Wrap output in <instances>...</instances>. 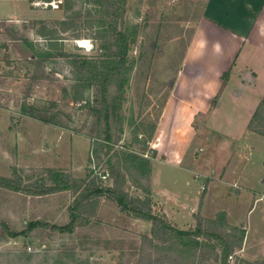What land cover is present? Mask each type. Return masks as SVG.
I'll list each match as a JSON object with an SVG mask.
<instances>
[{"label":"rangeland","instance_id":"1","mask_svg":"<svg viewBox=\"0 0 264 264\" xmlns=\"http://www.w3.org/2000/svg\"><path fill=\"white\" fill-rule=\"evenodd\" d=\"M206 1L124 0L116 26L133 42L127 54L123 79H115L108 86V111L104 109L100 88L87 81L79 82L68 58L89 59L112 53V50L101 52L100 42L95 39L97 32L108 22L104 8L96 5L95 0H60V4L45 0V4L40 5L44 10L38 20H0V111L7 116L8 128L12 132L5 133L3 142L26 144L27 147L36 144L37 147V155H32L34 164V160L27 161L31 158L27 155L24 160L27 162L21 168L15 165L6 172L19 171L17 174L22 179L15 173L10 180L18 184L21 191L33 188L39 192L51 188L61 175L71 181L97 178L98 185L110 187L113 183L106 174L108 164L121 162L120 173L125 176L123 190L143 200L144 189L137 186L143 188L145 182L138 180L134 171L126 170L121 154L134 153L152 162L156 152L152 151L151 144L190 142L184 157L185 171L180 176L179 171L172 168V173L166 177L169 182H163L164 189L173 194L167 195L166 204L170 207L176 206V201L179 206L184 203L180 208L187 212L185 215L173 214L177 224L163 212V206L154 201L151 192L153 212L163 213L184 232L195 227V214L213 220L218 213L226 212L232 225L245 223L252 227L253 235L264 238L263 196H228L227 188L210 177L203 213L202 199L208 182L205 180L206 186L202 189L203 180L188 173L197 169L208 176H220L241 136L246 119L243 104L237 110L213 113L208 123H204L205 117H197L190 126L187 120L191 117L169 116L167 113L164 117L170 98L175 100L172 109L180 108L178 100L171 95L172 88L182 69L195 26L203 16ZM12 2L0 0V19L14 11L16 14L11 17L26 18L25 10L21 13L19 9L20 1L16 3L18 12L10 5ZM26 44H33L36 51L28 50ZM226 77L224 75L222 79ZM243 96H247L246 91L239 94V101L245 103ZM260 111L253 128H264V107ZM27 124L35 126L33 133L28 135L24 134ZM217 136L221 138L217 140ZM106 137L109 138L107 144L104 143ZM256 144L252 151L255 155L253 165L240 164L238 170L227 175L228 183L233 174L238 175L237 172L242 170L245 171L242 179L247 178L243 181L253 189L257 176L264 175V167L256 159H264V145H259L264 143ZM107 146L111 148L109 153ZM184 179L189 180L192 188H201L196 204L192 197L188 200L178 195L179 185H185ZM150 186L152 190L151 182ZM256 192L264 193V186ZM9 194L14 196L8 198L12 208L20 215L15 218L11 211H6L0 216V264L199 263L189 251L181 252V246L147 241L151 238V223L120 213L115 204L104 198L98 201L96 213L86 227L60 233L52 228L65 227L71 220L68 208L73 195L70 191L42 196L22 192ZM163 198L166 200V195ZM252 205L254 208L249 213ZM225 225L220 229L210 226L208 229L214 237L199 239L200 243L216 249V257L208 252L211 257L201 264H223L224 243L228 241L226 236L231 235L232 228L226 218ZM14 234L26 239L15 245L11 240L14 238L10 237ZM227 264H264V260L249 262L233 255L227 258Z\"/></svg>","mask_w":264,"mask_h":264},{"label":"crops","instance_id":"2","mask_svg":"<svg viewBox=\"0 0 264 264\" xmlns=\"http://www.w3.org/2000/svg\"><path fill=\"white\" fill-rule=\"evenodd\" d=\"M9 1H14L10 3V5L17 12L19 9L21 13L25 10L27 17H11V15L16 14L14 11V13L6 15L0 20L29 22L40 19L43 14L44 7L40 8V5L45 4L43 3L45 0ZM19 1L22 5H20L18 9L16 3ZM53 1L54 3H56V1H58V4L61 3L60 0ZM13 8H11V10H13ZM205 39L207 42L204 43ZM33 44H26L28 50H35ZM224 75L228 77H226L227 79L225 80L222 79ZM245 91L247 92V96H243V99H246L247 102L245 103L247 104L239 101V94ZM171 95L178 100L180 108L174 107L172 109L175 105V100L173 101L172 98H170L164 117L166 113L169 116L174 114V116L182 118L191 117V120H187L189 126L191 125L190 123H194L197 117H205L206 121L204 123H208L213 113L228 109L237 110L240 104H243L242 106L246 110V119L240 132L241 136L239 142L235 145L236 150L225 162V166L222 168V171H220V176L218 178L211 174L208 176L207 173H200L197 169L188 171L191 176L198 175L202 180H207L208 182L204 190L206 191L204 198L202 199L203 213L205 212V202L208 195L210 177H213V182L217 181L227 188L228 196L239 198L247 194L249 196L255 195V198L264 197V193L256 192L264 186V175L257 176L256 178L254 188H258V190H254V188L251 189L250 186L248 187L246 185L243 180L247 178L242 179L245 172L242 170L237 172L238 175L233 174L230 183L226 180V177H228L227 175L238 170L240 164L247 165V167L252 166L255 156L252 154L254 149L253 145L256 144V142L264 143V137L254 133L248 127L256 110L260 104L264 102V0L206 1L203 16L195 26L192 42L186 53L182 69L174 82ZM214 98H216V103L213 105L212 102ZM8 122L7 116L0 111V178L10 180L15 173H19V171L15 170L13 174L6 173L10 171L11 167H15L16 165V168H21V165L27 161L34 160L32 163H35V158H32V155H37V147H35L36 144H28L30 146L27 147L26 144H6V142H3V139L6 138V132L12 134L8 128ZM183 123L185 124L184 120ZM164 124V126H166L167 123L165 122ZM26 129L24 134L27 133L28 135L33 133L35 126H33V124H27ZM216 138L219 140L221 137L217 136ZM151 145L152 151L156 152L151 162L152 176H150V182L153 188L151 190L152 198L155 202L163 206V212L168 215L169 219L174 221L175 217L173 214L185 215L187 210H182L180 208V206L185 205L184 203L179 206L176 201V206L170 207L166 204V202H168L167 199H169L167 195L173 194L171 190L164 189L165 185L163 182L164 180L169 182L166 177H169L173 169L179 171L180 176L185 171V168H183L184 157L190 147V142L189 144ZM256 145L258 146V144ZM27 155L31 156L32 159L29 157L27 161L24 162ZM256 159L262 164V167H264V159L261 157H257ZM195 161L197 162L196 158ZM159 163H161L162 166H160ZM164 174H166V176H164ZM189 180L184 179L185 185L181 184L179 187L177 186L179 189L178 195L188 198V200L192 197L193 203L196 204L195 202L199 197L201 188L200 186L192 188V184H190ZM190 188L192 189L190 190ZM9 192L16 194L21 193V191L13 192L0 188V216L4 213L6 214V211H11L10 214L18 218L20 214L16 212L14 207L12 208L13 204L8 199L14 196L10 195ZM157 193H159V195H157ZM165 195L167 197L166 200L163 198ZM255 202L256 201H254V204ZM253 208L254 205H252L249 213ZM225 214L228 226L245 230L243 243L240 248L235 249L233 255L249 262L264 260V238L257 237L256 234L253 235L252 227L245 225V223L232 225L228 221V214L226 212ZM175 222L179 224L177 220H175ZM24 223L25 222H23V224ZM25 239L24 236H19L11 240L13 244L17 245Z\"/></svg>","mask_w":264,"mask_h":264},{"label":"trees","instance_id":"3","mask_svg":"<svg viewBox=\"0 0 264 264\" xmlns=\"http://www.w3.org/2000/svg\"><path fill=\"white\" fill-rule=\"evenodd\" d=\"M124 0H95L96 5L104 8L108 22L100 32H97L95 39L100 42L99 49L101 52L111 51V54L103 53L96 58H75L68 57L71 61L73 69L78 75L79 82H88L100 88V94L103 99V106L106 111L109 110L107 100L108 86L114 83L115 79L122 80L127 65V54L130 51V44L133 42L127 36L118 31L116 22L121 16ZM104 26V24H102ZM213 103H216L214 98ZM264 107V102L260 104L256 110L250 124L249 129L254 133L264 137V128H253V122L257 118L261 109ZM104 143H109V138H105ZM111 148L106 147L107 153ZM122 161L127 171H134L138 180L145 182V186H137L139 189H144V199L134 198L123 190L125 176L120 173L121 162L108 164L106 174L112 179V186H100L97 184V178L91 180H74L61 175V179L55 182V185L45 190L36 192L31 188H25L21 191L18 184L11 180L0 178V188L9 191L26 193V195L42 196L57 194L70 191L73 195V200L68 208V212L72 215L69 224L65 227L52 228L60 233L72 232L77 228L86 227L89 224L91 217L96 213L98 201L104 198L106 201L115 204L120 213L128 214L136 219L150 222L152 225L151 238L146 240L152 242L159 241L163 245L181 246V252L189 251L192 258L199 261L198 264L206 262L208 255L216 257L215 247L200 243L199 239H212L213 233L208 229L210 226L220 229L225 225V213H218L215 219H204L199 214L194 215L196 225L187 232L175 227L168 218L162 214H155L152 210V202L150 200L151 186L150 173L151 162L134 153H122ZM154 157V156H153ZM104 176V175H103ZM16 178L15 180L20 182ZM42 189V186H39ZM201 204L199 205L200 210ZM228 235V234H227ZM21 236V235H20ZM11 238L19 237L18 234L10 236ZM245 237V230L240 228H231V235L226 236L228 241L224 243L223 264H227V258L231 257L234 250L240 248ZM179 242L178 244L175 243ZM209 252V253H208ZM174 264H181L175 261Z\"/></svg>","mask_w":264,"mask_h":264},{"label":"built area","instance_id":"4","mask_svg":"<svg viewBox=\"0 0 264 264\" xmlns=\"http://www.w3.org/2000/svg\"><path fill=\"white\" fill-rule=\"evenodd\" d=\"M54 3V2H53ZM50 5H52L53 7H55L54 6V4H52V3H50ZM99 57V56H98ZM102 178H105V177H102ZM206 186V181L205 180H203V181H201V188L202 189H204V187ZM30 248H28V250H29Z\"/></svg>","mask_w":264,"mask_h":264},{"label":"bare ground","instance_id":"5","mask_svg":"<svg viewBox=\"0 0 264 264\" xmlns=\"http://www.w3.org/2000/svg\"><path fill=\"white\" fill-rule=\"evenodd\" d=\"M85 47V46H84Z\"/></svg>","mask_w":264,"mask_h":264}]
</instances>
